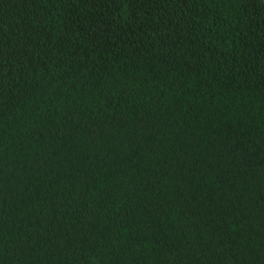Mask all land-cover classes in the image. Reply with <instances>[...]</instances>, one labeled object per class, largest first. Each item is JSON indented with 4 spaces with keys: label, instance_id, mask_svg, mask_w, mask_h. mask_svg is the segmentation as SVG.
Listing matches in <instances>:
<instances>
[{
    "label": "trees",
    "instance_id": "obj_1",
    "mask_svg": "<svg viewBox=\"0 0 264 264\" xmlns=\"http://www.w3.org/2000/svg\"><path fill=\"white\" fill-rule=\"evenodd\" d=\"M0 264H264V0H0Z\"/></svg>",
    "mask_w": 264,
    "mask_h": 264
}]
</instances>
